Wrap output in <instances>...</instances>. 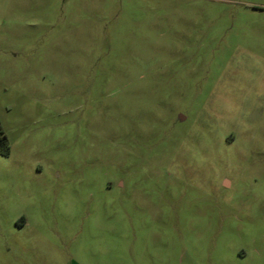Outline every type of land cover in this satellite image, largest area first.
I'll return each instance as SVG.
<instances>
[{"label":"rangeland","instance_id":"obj_1","mask_svg":"<svg viewBox=\"0 0 264 264\" xmlns=\"http://www.w3.org/2000/svg\"><path fill=\"white\" fill-rule=\"evenodd\" d=\"M0 264H264V0H0Z\"/></svg>","mask_w":264,"mask_h":264},{"label":"trees","instance_id":"obj_2","mask_svg":"<svg viewBox=\"0 0 264 264\" xmlns=\"http://www.w3.org/2000/svg\"><path fill=\"white\" fill-rule=\"evenodd\" d=\"M0 154L3 156H8V154H9V147L7 144V138L3 134L2 131H0Z\"/></svg>","mask_w":264,"mask_h":264}]
</instances>
